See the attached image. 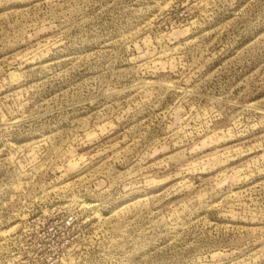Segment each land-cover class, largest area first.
<instances>
[{"label": "rangeland", "instance_id": "1", "mask_svg": "<svg viewBox=\"0 0 264 264\" xmlns=\"http://www.w3.org/2000/svg\"><path fill=\"white\" fill-rule=\"evenodd\" d=\"M0 264H264V0H0Z\"/></svg>", "mask_w": 264, "mask_h": 264}]
</instances>
